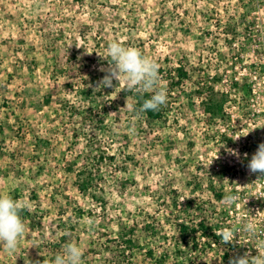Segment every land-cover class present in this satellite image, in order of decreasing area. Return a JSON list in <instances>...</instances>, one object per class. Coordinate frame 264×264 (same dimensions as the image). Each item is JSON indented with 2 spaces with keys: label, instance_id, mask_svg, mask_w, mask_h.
Returning <instances> with one entry per match:
<instances>
[{
  "label": "rangeland",
  "instance_id": "1",
  "mask_svg": "<svg viewBox=\"0 0 264 264\" xmlns=\"http://www.w3.org/2000/svg\"><path fill=\"white\" fill-rule=\"evenodd\" d=\"M110 41L140 49L163 71L187 69L171 91L159 71L161 119L134 110L123 83L100 86ZM263 84L264 0H0V196L26 210L24 236L12 254L0 246V264H54L69 243L83 264L257 255L264 176L247 165L264 143ZM83 85L96 89V108L77 95ZM198 85L227 94L225 117L210 120ZM89 168L100 200L75 184ZM211 184L238 201L225 207ZM184 218L236 229L237 250L224 256L223 245L201 252L179 241ZM247 222L255 234L242 230Z\"/></svg>",
  "mask_w": 264,
  "mask_h": 264
},
{
  "label": "clouds",
  "instance_id": "2",
  "mask_svg": "<svg viewBox=\"0 0 264 264\" xmlns=\"http://www.w3.org/2000/svg\"><path fill=\"white\" fill-rule=\"evenodd\" d=\"M108 67L102 68L105 72L99 82L102 87H112L113 81L136 94L143 96L152 93L150 98L143 99L139 112L158 111L167 102V89L160 85L159 65L154 60L143 55L136 47H126L119 41H110L107 45ZM135 110L134 106H132ZM247 157V154H245ZM250 173L264 176V143L258 145L256 152L251 156L247 165ZM239 197L227 194L223 197L227 208L233 206ZM23 207L11 196H0V246L9 254L16 251L21 237L25 233V224L21 213ZM245 233L255 234L257 228L252 222L243 225ZM234 229H221L216 235L221 238V243L230 244L236 238ZM260 249H264L261 242ZM257 250V255L252 256L249 252L230 258L229 264H264V252ZM82 249L75 243L65 245L63 254L55 257L54 264H83Z\"/></svg>",
  "mask_w": 264,
  "mask_h": 264
},
{
  "label": "trees",
  "instance_id": "3",
  "mask_svg": "<svg viewBox=\"0 0 264 264\" xmlns=\"http://www.w3.org/2000/svg\"><path fill=\"white\" fill-rule=\"evenodd\" d=\"M159 71L161 73V78L166 80L167 88L169 91L173 90L174 88H181L189 77L188 71L182 63H178V65L166 71H163V69L159 68ZM76 92L81 101L86 102L87 104L91 105V107L96 108L98 102V93H96L97 91L95 88L88 85H83L77 87ZM129 93L132 96L134 102L133 106L136 110H139L143 99H148L151 96V93H145L143 94V96L130 91ZM193 93L204 96L203 110L205 114L209 116L210 120H218L225 117V103L228 100L227 94L216 90L212 85H198L197 89L193 90ZM166 109L167 107L163 105L158 111H148L142 113L149 118L158 120L161 119ZM76 174L77 178L75 180V184L78 190L80 192L90 194L91 197H95L97 198V200H100L98 196L93 193L96 191L97 184L94 183V173L92 169H79ZM209 187L212 190L214 199L217 201L222 200L223 197L227 195V193L223 191V189H218L217 187L212 186V184ZM176 202V199H174V210L176 209V206H179ZM25 212L26 210L23 209L22 213ZM184 212L188 213V209L184 210ZM187 219L188 218H184L179 223H176L179 241L184 242L186 245L190 244L193 248L201 252H205L208 247L210 248L214 245H223L222 248L225 250L224 256L228 255L230 252H234L235 250H237V238H235L230 244H223L221 243V238L216 235V232L221 230V224L210 223L206 218H200L196 223H194L193 219L190 221H187ZM222 229H224V227H222ZM130 231L131 230H129V232ZM128 235L129 234H126L125 232H121V236L124 238V243L122 245L124 249H122V251L129 250L132 246V239L127 237ZM199 238L201 239V241L198 240ZM148 254L149 256H151L152 252L148 251ZM223 261L225 262V264H229V261H226V259H224Z\"/></svg>",
  "mask_w": 264,
  "mask_h": 264
},
{
  "label": "built area",
  "instance_id": "4",
  "mask_svg": "<svg viewBox=\"0 0 264 264\" xmlns=\"http://www.w3.org/2000/svg\"><path fill=\"white\" fill-rule=\"evenodd\" d=\"M263 87H264V84H263Z\"/></svg>",
  "mask_w": 264,
  "mask_h": 264
}]
</instances>
